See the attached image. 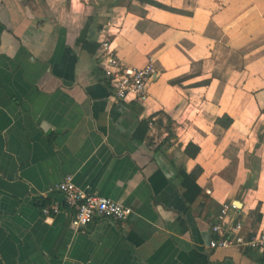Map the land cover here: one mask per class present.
<instances>
[{
	"label": "crops",
	"instance_id": "1",
	"mask_svg": "<svg viewBox=\"0 0 264 264\" xmlns=\"http://www.w3.org/2000/svg\"><path fill=\"white\" fill-rule=\"evenodd\" d=\"M102 38L153 60L142 102L111 98ZM66 174L131 213L75 230ZM234 200L264 229V0L0 1V264H264L206 248Z\"/></svg>",
	"mask_w": 264,
	"mask_h": 264
},
{
	"label": "built area",
	"instance_id": "2",
	"mask_svg": "<svg viewBox=\"0 0 264 264\" xmlns=\"http://www.w3.org/2000/svg\"><path fill=\"white\" fill-rule=\"evenodd\" d=\"M95 60L112 99L142 102L146 98L148 83L156 74L155 64L151 58L140 67L126 65L118 57L111 42L102 38L99 40ZM52 189L62 194L69 224L75 230L85 228L95 218L124 220L131 213V208L120 202L79 187L73 181L72 174L64 175ZM235 201L238 200L223 203L212 216L210 225L212 236L206 248L250 250L264 257V229L245 227L241 205ZM45 208L48 209L47 216L61 211V205L57 202L42 205L40 210L43 215Z\"/></svg>",
	"mask_w": 264,
	"mask_h": 264
},
{
	"label": "trees",
	"instance_id": "3",
	"mask_svg": "<svg viewBox=\"0 0 264 264\" xmlns=\"http://www.w3.org/2000/svg\"><path fill=\"white\" fill-rule=\"evenodd\" d=\"M232 122H233L232 118L229 117L228 115H223L221 118L218 117L215 120V123L220 125L222 128H228L232 124ZM199 150H200L199 146L191 142L187 143V145L184 148V152L188 154L190 157L196 156ZM200 171H201L200 167H196L194 172L189 174V177H192L193 182H194V178L196 177L198 173H200ZM256 215H257V218L261 217L260 213H257Z\"/></svg>",
	"mask_w": 264,
	"mask_h": 264
},
{
	"label": "clouds",
	"instance_id": "4",
	"mask_svg": "<svg viewBox=\"0 0 264 264\" xmlns=\"http://www.w3.org/2000/svg\"><path fill=\"white\" fill-rule=\"evenodd\" d=\"M53 210H55V209H53ZM47 211H48V209L47 208H45L44 209V212H45V215L47 216ZM53 219L51 218V217H47L46 219H45V223L46 224H48L49 226H51L52 224H53Z\"/></svg>",
	"mask_w": 264,
	"mask_h": 264
},
{
	"label": "water",
	"instance_id": "5",
	"mask_svg": "<svg viewBox=\"0 0 264 264\" xmlns=\"http://www.w3.org/2000/svg\"><path fill=\"white\" fill-rule=\"evenodd\" d=\"M239 206L241 205V203L239 201H235Z\"/></svg>",
	"mask_w": 264,
	"mask_h": 264
}]
</instances>
